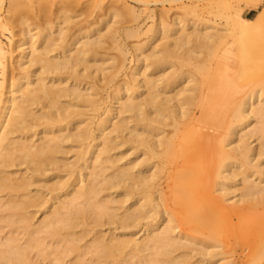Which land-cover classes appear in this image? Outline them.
Returning <instances> with one entry per match:
<instances>
[{
  "label": "bare ground",
  "instance_id": "1",
  "mask_svg": "<svg viewBox=\"0 0 264 264\" xmlns=\"http://www.w3.org/2000/svg\"><path fill=\"white\" fill-rule=\"evenodd\" d=\"M237 2L245 8H234L230 12L229 32L237 52L244 55V39L261 34L264 29V6L258 10L261 0ZM245 10L258 11L249 18L242 16ZM159 26L150 27L153 34L162 32L165 36L169 32L180 35L174 36L167 46L163 43L165 47L162 46L161 51L165 57L186 65L196 62L190 54L194 49L192 46L189 53L182 50L193 36L198 46H205L206 50L218 47L216 43L224 37L208 32L198 35L193 32V36L180 34L186 26L195 27V22L188 25L182 20H173L172 24L159 23ZM39 34L35 36L40 40L38 47L34 45L37 40L34 41V34L29 30L23 33L28 40L24 39L28 42L27 47L11 43V48H8L11 51H6L0 41V264H34L33 256L37 261L36 258L44 260L53 256L51 264H63V258L72 253L75 261H70L71 264H211L213 252H203L194 261L190 254L194 251H188L190 247L184 242L204 244L194 233L201 228L210 232L211 222H220L219 219L229 215L241 222L243 231L253 232L255 250L250 264L260 261L264 257V167H261L264 163V81L254 84L247 92L237 91L231 80L210 77L206 71V68L210 71L208 67L195 64L194 69L203 77L199 78L200 81L195 80L193 85L190 82L195 77L191 81H185V78L183 83L185 81L186 85L180 86L182 89L176 92L178 95L174 94L175 98L167 94V88L181 81L182 76L177 71H173L179 74L175 77H169L173 74L168 73L160 90L156 82L160 79L161 84L167 72L154 80L146 77L144 71L140 72L144 76L142 79H138V72L130 71L132 78L129 84L125 83L124 87L121 84L113 91L114 94L112 92L111 99L118 106L113 108L116 105L112 103L103 110L94 123L95 130H91L89 126L92 123L87 119L86 125L79 126L85 122L84 118L80 119L84 113L80 108L90 106L89 111L93 112L100 106L93 96L90 98V94L79 88L84 83L85 71L81 77L77 70L79 65L86 70L90 57L96 62L92 57L96 51V39L80 43L75 37L51 56L49 54L55 50L47 43L50 33ZM43 43L48 46H43ZM77 43L80 45L78 48L75 47ZM17 48L20 52L16 64L22 72L12 74L6 80L7 57ZM179 49L182 54L176 53ZM224 53L230 54L227 48ZM88 54L92 55L89 59ZM28 56L31 58L27 60L28 67L37 66L35 71L25 68L23 60ZM165 57L161 56V59ZM160 62L157 56L154 64L150 65L156 67L157 64L160 68ZM147 64L148 60L143 65L145 69L149 67ZM180 72L184 77L183 71ZM5 81L9 83L6 85ZM188 86L191 90L186 89ZM135 95L144 96L142 100H136ZM124 114L131 117H123ZM129 122H132V127ZM166 126L171 127V133L164 132ZM217 126H221L223 133L214 147L213 129ZM35 127L38 129L31 131ZM125 131H128V138L125 134L120 141V135ZM249 139L256 140L258 144L251 146ZM67 141L79 148L71 162H66L68 159L63 156L67 153L64 147ZM120 143L132 144L133 149H143V159L125 166L116 165L120 158L113 159L111 152ZM152 159L156 161L152 163ZM234 169H240V187L239 182L234 181L237 176ZM108 170L111 171L107 174ZM171 171H174V176L171 177L173 185L169 191L174 202L184 204L183 217L178 220L187 222V229L183 225L176 226L174 214L161 208L163 194L158 192L157 197H153L159 174ZM46 177L56 180L48 184ZM213 179L221 196L239 191L234 208L226 211V215L221 210L224 206L211 192ZM127 202L130 204L126 206ZM200 203L205 207H197ZM37 213H40V220L36 219ZM106 224L114 226L108 235L98 229ZM140 230L142 234L137 237L135 234Z\"/></svg>",
  "mask_w": 264,
  "mask_h": 264
},
{
  "label": "rangeland",
  "instance_id": "2",
  "mask_svg": "<svg viewBox=\"0 0 264 264\" xmlns=\"http://www.w3.org/2000/svg\"><path fill=\"white\" fill-rule=\"evenodd\" d=\"M40 1L41 0H23V2H22V0H20V3H19V0H18V2H17V0H0V41L2 43L3 48L6 51H11V49H8V48H9V46L11 48V45L13 43L14 44L15 43L20 44V45L23 44L22 45L23 47L28 46V42L26 43V40H27L26 35L23 36V33L26 30H29L30 34H34L33 38L35 36H37L39 33L44 34V33L48 32V33H50V35H49L50 37L48 36L49 40L47 41V43L49 44L50 47L52 46V48L55 50L51 54H49L52 56V55L56 54V52L58 53V51L61 50L60 48L63 49L68 44H70L73 41L72 39H74L75 37L79 38L78 42H80V43L86 42V40L91 41V39H92V41H95V39H96L95 47H97V48L94 47V51L95 50L96 51L94 52L93 56L91 54H88V56H87V59H89V56L95 57L94 59H96V62H93V61H91L92 59L90 57V59L87 62V69L86 70L88 71V73H90V75L87 73L86 70H84L83 65H79L78 69L80 71L77 70V72L80 73V75L82 77L83 76L82 74L85 71L84 76H83L84 78L82 77V81H84V83H81L80 84L81 86H79V88L81 90L85 91L86 94H88V95L90 94V96H89L90 98H92V96H93V99H96L95 101L98 102L96 104H98V107L100 106V108H98L99 110L97 109V110H94L93 112H92V110L89 111L91 109V108H89L90 106L84 107L85 109L80 108V110L82 112L84 111V113L80 117V119L82 120L84 118L83 120L85 121L83 123H80L79 126H81V127L86 125L87 120H89L88 123H92L91 126H89V127L91 128V130H93V129L95 130V124L94 123L101 116L100 114L102 113V111L105 110L108 106H110V104L113 103V101L111 99L113 94H114L113 91H115L116 88H119L121 86V84H123V87H124L125 83L129 84V82L131 81V78H132L131 74L132 73L130 71L136 72V73L138 72L137 73L138 74L137 76H139L138 79L139 78L142 79V77L144 78V76L140 75L141 74L140 72L144 71V73L146 72L145 73V75H147L146 77L152 78L154 80L159 79L160 77H162L164 75V73L167 72V74L164 75L165 77L163 79H161V82H162L161 84L159 83L160 79L158 80V82H156L157 85L158 84L160 85V86L158 85L159 90L162 88V86H163L162 84H164V81L166 80L165 78H167L166 76L168 75V73L173 74V75L169 74L168 75L169 77L170 76H173V77L179 76V74H180V76H182V79H181V81H179L178 84H181V85L176 84L173 87H171L170 89L167 88V94L169 93L168 95H170V96L172 94V97L174 96L175 98H177V96L174 94H177L176 92L181 90L182 87H184V85H186L185 81H191L195 77L194 81L190 82L193 85L195 80L197 81V80H199L200 77H203V76H199L200 72L195 70L196 68L194 69L195 64L196 65L198 64L197 66H200L199 64H201L202 67L205 65V68L208 67L210 71H208L207 68H206V71L208 72L210 77L215 76L213 78L220 77L222 79L231 80V83L234 86V89L237 91L245 90L247 92L254 86V84L256 85L258 82L264 81V29L262 30L261 34L254 35V36H251L249 38L244 39V48H245L244 55H241L240 53L237 52V46L234 44V38L232 37V35L229 32V23L231 20L228 16H231L230 12L234 8H237V9H242V8L244 9L245 8L244 5L237 2L238 0H42L41 3H39ZM37 3H38V5H37ZM11 4H12V6H11ZM35 4H36V6H35ZM13 5L16 7H14ZM44 5H46V6H44ZM41 6H43L44 8ZM263 6H264V0H261V4L258 7V10L261 9ZM40 8H41V10H40ZM109 9H110V11H109ZM258 10H253V11H249V12L247 10H245L242 12V16L252 18L255 16V14L257 13ZM131 11L135 14H133ZM16 12H18V13L16 14ZM112 12H113V14H112ZM114 13H117V14H114ZM134 17H135V19H134ZM149 17L151 18V20ZM173 20H176V21L182 20L183 23H186L188 25H189V23L195 22V27L194 26L193 27L186 26L185 29L182 30V32L180 33L182 35L189 33V35L191 34V36H193L194 34L198 35V34H203V33L208 32L211 34H221L224 37L222 38L221 41L216 43L218 45V47L212 46L213 47L212 48V47L208 46L211 49L207 48V50H208L207 51L205 46L203 48H202V46L201 47L198 46L199 44L196 43L195 39H193L195 36H193V38L191 39L192 41L190 40V43H187L189 45H187V44L185 46L183 45L184 49L182 48V50H185V51L187 50L186 52H188V53L191 51L190 54L195 58L196 62L192 61L193 60L192 59L191 61L194 63H191V64L188 63L187 65H186V63L181 64V63H178L179 61L176 59H170V58L165 57L163 51H161L163 49L162 46H164V44H165V46L170 44L169 42H172V39H174V36L177 37L178 34L173 35V34L167 32V33H165V36H164L162 32H158V33L153 34L152 30H151L155 26L160 27L159 23H165V24L171 23L172 24ZM1 25H3L5 28H1L2 27ZM150 27H151V29H150ZM136 28H138V29L136 30ZM1 30H3V31H1ZM110 30H112V31H110ZM126 30H128V32ZM21 31H23V32H21ZM58 31H60V32H58ZM202 31H204V32H202ZM134 32H135V34H134ZM193 32H194V34H193ZM58 33H60V34H58ZM74 34H76V35H74ZM59 35H60V37H59ZM79 35H80V37H79ZM182 35H181V37H182ZM94 36H96V38ZM178 37H180V35H178ZM35 38H34V41L37 40V42H35L34 45L36 47H38L40 40H39V38L37 39V37H35ZM149 38H151V40H149ZM24 39H26V40H24ZM61 39H63V40H61ZM8 40H11L12 42H10ZM144 40H146V41H144ZM49 41H50V43H49ZM23 42L26 43L27 45L24 44ZM54 42H55V44H54ZM9 43H10V45H9ZM47 43L46 44L43 43V46H45V47L48 46ZM52 44H54V45H52ZM58 44L61 46H59ZM196 45H197V47H196ZM22 46L20 48H22ZM79 46L80 45H78V43H77V45H75L76 48H78ZM157 46H158V48H157ZM55 47H56V49H55ZM159 47H160V49H159ZM190 47L194 48V49H191ZM198 47H199V49H198ZM20 48L13 50L14 52L12 51V54L9 57H7L8 66H7L6 80L9 79L10 75H12V74L16 75L17 73L21 74V72H22V71H20V69L17 67V64H16V61L18 59V54L20 52ZM189 48L191 49L190 51H189ZM226 48L230 54L224 53V50H226ZM118 49H120V50H118ZM180 49H179V51L178 50L176 51L177 54H182V52H181L182 50H180ZM215 50L217 51L216 53H215ZM15 51H16V53H15ZM185 51H183V53ZM192 51H194V52H192ZM211 51L214 52L216 55L213 56V53L211 55ZM121 53H123V55ZM148 54L150 55L149 57L147 56ZM207 54L211 55V56H208ZM154 55H155V57H157V56H158V58L160 57V60L163 62V63L160 62L161 66L158 65V66H160V68L157 67V64L155 65L157 68L154 67L153 65L151 67V65H150V64H154V58H155ZM196 55H199V58H197ZM161 56H162V58L165 57V59L164 60L161 59ZM212 56H213V58H212ZM99 57L100 58L102 57V58L100 59ZM122 57H123V59H122ZM193 57H191V58H193ZM147 58H149V59H147ZM152 58H153V60H152ZM29 59H31V58L28 56L27 58H25L23 60V62L26 63L25 68L28 67V63H27L28 61L27 60H29ZM145 60H146V62H145ZM147 60H148V64H149V65L147 64V66H149V67H146V69H145V66H143V65H145V63H147ZM168 60H171L172 62L170 61V64H169ZM149 61H150V63H149ZM151 62H153V63H151ZM204 62H205V64L202 65V63H204ZM11 63H13V64L10 65ZM155 63H156V61H155ZM97 64H99V65H97ZM169 65H171V66H169ZM178 65H179V69L177 68ZM184 65L186 67H184ZM196 65H195V67H196ZM181 66H182V69H180ZM80 67L82 68V70L80 69ZM99 67H102V69H98V71H97V68H99ZM134 67L136 69H134ZM143 67H144V70H143ZM36 68H37V66H35L34 68H33V66H30V68L28 67L27 69L28 70L30 69V71H32L34 69L33 71H35ZM191 69H193V70H191ZM179 70L183 71L182 74H184V77H183V75H181V72ZM169 71H171V72H169ZM173 71H177L179 74L177 72H173ZM14 72H15V74H14ZM99 72H100V75H99ZM196 72H198V73H196ZM195 73H196V75H195ZM161 74H163V75H161ZM114 75H115V77H113ZM85 76H86L87 81L85 79ZM190 76H191V78L192 77L193 78L192 79L189 78V80H188V77H190ZM32 79H33V77H32ZM184 79H185V81H184L185 84L183 83ZM9 82H10V80H9ZM9 82L5 81V84L7 85ZM190 83H188V85ZM86 84H88L89 86ZM191 84L189 86H192ZM83 86H85V87H83ZM180 86H182V87H180ZM175 87L178 88V90ZM188 87L186 89L191 90L190 87L189 88ZM255 88L257 89L258 87H255ZM140 90H141V92L144 91L143 88H141ZM112 92H113V94H112ZM135 96L137 97L136 100H139V99L142 100V97L144 95H141L140 96L141 98L138 97V95H135ZM62 101H65V100H62ZM113 104L116 105V106H113V108H116L118 106L116 103H113ZM37 107L39 108L40 105H38ZM34 108H35V106H34ZM127 116L131 117V115H129V114L123 115V117L128 118ZM128 125L130 127H132V122H129ZM217 127H218L217 129H216V127L213 129V133H214L215 140H216V142L214 143V147L217 144V139L219 137H221V135L223 133L221 126H217ZM170 128H171L170 126L169 127L166 126L165 128H163V130H164V132H166L168 134V133H171ZM34 129H38V128H36V127L32 128L31 131H34ZM72 131L74 132V129ZM168 131H170V132H168ZM66 133H69V132H65L64 134H66ZM70 133H71V131H70ZM125 134H126V136H125ZM127 135H128V131H125V133H122V135H120L119 140L121 138H124V136L126 138H128ZM36 137L38 138V136H35V139H37ZM249 142H251V144H252L251 146H256V144H258L257 141L254 139L250 140ZM64 144H65L64 147L66 148L67 153L65 154L66 156L65 155H63V156L66 159H68V160H66V162H71L72 160L74 161V159H75L74 153H76L79 150V148L77 146H75L74 143L70 144V142H68V141ZM120 144H123V143H120ZM120 144L115 146L116 148H114L113 149L114 151L111 152L112 158L114 157L113 159H116V157L120 158V160L118 159L119 162L117 161L116 165L125 166L127 163L132 162L134 160L139 161L140 159H143V157H144L142 154L143 149H141L140 147L137 149L136 148L133 149V148H131L132 146L134 147V145H132V144H129V143H125L123 145H120ZM69 147H71V148L69 149ZM68 149H69V151H68ZM124 155H126V156H124ZM262 160H264V159H262ZM154 161H156V159L151 160L152 163ZM261 167H264V163L261 165ZM135 170L136 169H134L133 171H135ZM110 171L111 170H108V171H106V173L108 174V172L110 173ZM151 171H152V169H151ZM234 172L237 173L236 174L237 176L235 177L236 179L234 178V181H236V183L238 184V182L240 181L239 179L241 178L240 177L241 175L239 174L240 169H234ZM173 173H174V171H171L168 174L167 173L166 174L165 173L159 174V176L157 178V180H158L157 184L153 190V197H157L156 194H158V192H160V194H163L162 201H160L161 202V208L166 209L168 212L174 214L173 216L175 219H174L173 223L176 226L183 225L184 228L187 229L188 228V225L186 224L187 222H179V220H178V219H181L183 217L184 204L182 205L181 203L174 202L173 197L171 195V191H169L170 190L169 187H171V185H173V182L171 179V177L174 176ZM246 173H248V172H245V174ZM147 174H148V172H147ZM145 175H146V173H145ZM254 178H255V176L252 177V179H254ZM45 179L48 181V184L51 183V180H52V182H54L56 180V179H51V177H46ZM211 183H212L211 184V192L215 197H217L219 199V202L222 204V206H224V208H222L221 210L223 213H225L224 215H226V211H231L234 208L233 206L235 204H233V203L235 200H237V198L239 196V191H235V192H233V194H228L226 196H221V194L216 190L215 179H213V181ZM239 185H240V182H239L238 186ZM238 186H237V189H238ZM112 195L114 197L116 195V193H114ZM127 204L129 205L130 202L125 203L126 206H127ZM236 206H239V205H236ZM197 207H205V205L203 203H200L197 205ZM260 210L261 209H258V211H260ZM228 214H230V212ZM39 215H40V213H37V215H36V219L38 218L37 220H40V218H41V216H39ZM219 220H221V221L220 222H211L212 223L211 224L212 229L210 230V232H208V229H206V228H201V230L199 232L194 233L196 238L201 239L203 241V243L205 242L206 244L201 243V245H198V244L194 243L195 244L194 245L192 243L184 242L185 245L188 244V246L190 247V250H188V251H190V252L194 251L193 254L190 253L191 256L193 255L192 259L194 258L193 260L195 261L196 259L201 257V254L203 252L206 253L207 251H210V252H213V255H214L211 258V264H226V263L227 264H250V257L252 255L253 251L255 250V236H254L253 232L252 231L251 232L243 231L241 222H237L236 217L233 215L232 216L229 215L228 218L226 216V218H221ZM150 221L151 220H148V222H150ZM143 223L145 224L146 222H143ZM104 225L102 226V228L100 227L98 229H100L103 233L105 232L104 234L108 235L110 232H112V230H113L112 228L114 226L112 225V227H111V225H110V227H109V224H106L108 226L107 227ZM118 231L119 230H117V232ZM177 231L178 230H176V232ZM139 232H138V234L137 233L135 234V235H137V237H140L142 234L141 230ZM206 234H209V235H206ZM182 243H183V241H182ZM201 246H203V247H201ZM194 248H195V250H194ZM203 249H205V251ZM199 250H201V251H199ZM70 255L71 254H68V256H65V259L63 258V262H64L63 264H71L70 261H72V262L75 261V258L73 257L75 254L72 253V255H71L72 257ZM196 255H197V257H195ZM50 258L52 259L53 256L52 257L49 256V258L47 257L44 260H43V258H40L42 260H39V258H36V259H38V261H37V260H35V257L33 256L32 260H34L33 261L34 264H51L52 261H50L51 260ZM192 259H191V261L193 262ZM254 264H264V257L260 261H258L257 263H254Z\"/></svg>",
  "mask_w": 264,
  "mask_h": 264
}]
</instances>
